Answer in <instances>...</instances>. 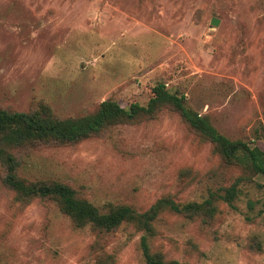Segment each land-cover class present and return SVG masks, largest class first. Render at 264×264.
Returning <instances> with one entry per match:
<instances>
[{"label":"rangeland","instance_id":"rangeland-1","mask_svg":"<svg viewBox=\"0 0 264 264\" xmlns=\"http://www.w3.org/2000/svg\"><path fill=\"white\" fill-rule=\"evenodd\" d=\"M159 82L229 138L264 147V0H0V106L74 117L113 96L146 104ZM21 156L22 177L67 183L102 211L202 201L244 175L171 108ZM3 174L0 163V264H94L97 242L115 264H146L134 225L77 226L57 200H16ZM246 176L209 225L161 213L152 249L180 264H264V175Z\"/></svg>","mask_w":264,"mask_h":264},{"label":"trees","instance_id":"trees-1","mask_svg":"<svg viewBox=\"0 0 264 264\" xmlns=\"http://www.w3.org/2000/svg\"><path fill=\"white\" fill-rule=\"evenodd\" d=\"M163 108L177 111L189 129L211 142L223 161L238 165L244 175L229 186L211 190L202 201L181 203L171 195H165L145 210L121 203L102 211L67 183L29 180L18 173L23 160L21 155L26 148L38 143H76L99 135L114 124L138 123L153 118ZM0 163L4 171L3 182L14 191L16 200L24 203L36 197L57 200L77 226L89 225L97 233L117 229L124 223L132 224L143 232L140 240L146 264H180L178 260H168L163 253L152 249L150 241L156 233L154 221L161 213L169 211L199 218L203 225H209L219 211L220 202L233 204L240 193L239 184L249 177L246 175H264V147L229 138L213 124L209 115L195 111L187 103L185 95H178L165 82H159L153 87L146 104L132 102L124 105L117 96H113L106 98L90 113L74 117H58L44 104L31 111L0 106ZM97 244L94 264H115L114 255L102 253L104 250Z\"/></svg>","mask_w":264,"mask_h":264},{"label":"water","instance_id":"water-1","mask_svg":"<svg viewBox=\"0 0 264 264\" xmlns=\"http://www.w3.org/2000/svg\"><path fill=\"white\" fill-rule=\"evenodd\" d=\"M219 22H220V20H219V18H217V17H214V18L212 19V24H213V25H218Z\"/></svg>","mask_w":264,"mask_h":264}]
</instances>
